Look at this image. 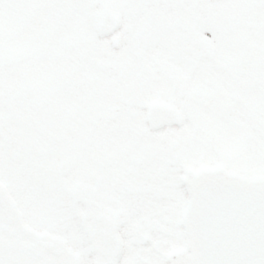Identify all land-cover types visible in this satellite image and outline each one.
Instances as JSON below:
<instances>
[{
  "label": "snow or ice",
  "instance_id": "snow-or-ice-1",
  "mask_svg": "<svg viewBox=\"0 0 264 264\" xmlns=\"http://www.w3.org/2000/svg\"><path fill=\"white\" fill-rule=\"evenodd\" d=\"M0 264H264V0H0Z\"/></svg>",
  "mask_w": 264,
  "mask_h": 264
}]
</instances>
